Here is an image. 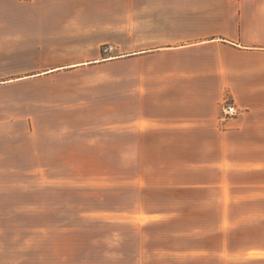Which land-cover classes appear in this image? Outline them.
Wrapping results in <instances>:
<instances>
[{"label":"crops","instance_id":"0c3cea01","mask_svg":"<svg viewBox=\"0 0 264 264\" xmlns=\"http://www.w3.org/2000/svg\"><path fill=\"white\" fill-rule=\"evenodd\" d=\"M22 1L0 0V90L85 67H110L102 81L111 85L78 103L31 107L29 121L0 106V212L23 178L48 188L78 179L81 189L124 191L126 200L94 209L111 227L112 260L264 264V0H128L125 52L33 60L42 69L30 74L13 69L8 46L41 40L49 51L54 37L7 27L8 3ZM225 100L238 110L226 119ZM3 243L0 234L8 264Z\"/></svg>","mask_w":264,"mask_h":264},{"label":"rangeland","instance_id":"374dc122","mask_svg":"<svg viewBox=\"0 0 264 264\" xmlns=\"http://www.w3.org/2000/svg\"><path fill=\"white\" fill-rule=\"evenodd\" d=\"M127 4L128 0H23L17 6L10 2L7 27H41L49 37L53 35L54 48L41 50L44 47L41 40L38 45L33 41L19 42L8 46V62H13L16 72L30 74L42 69L32 65L33 60L77 61L95 49L100 50L103 58L125 52ZM35 37L46 38V34ZM126 69L123 63L115 67V72L126 74ZM111 72L110 67L104 70L85 67L65 71L49 81L30 77L1 89L0 94L14 97L1 98L0 106L21 109L26 112L22 117L29 121L31 107L78 103L95 92L110 90V79L103 82L102 76ZM125 81L119 79L120 88ZM48 90L54 94L50 98ZM49 182H55L54 187L48 188L45 179L23 178L22 193L5 196L8 210L0 212L4 219L0 234L6 238L3 245L8 264L10 259L14 260V255L10 257L14 252L17 264L19 259L21 264H127L123 258L110 259L111 247L106 236L111 227L96 222L94 212L95 207H109L126 200L124 191L114 195L94 186L81 189L78 179Z\"/></svg>","mask_w":264,"mask_h":264},{"label":"built area","instance_id":"2783aa9c","mask_svg":"<svg viewBox=\"0 0 264 264\" xmlns=\"http://www.w3.org/2000/svg\"><path fill=\"white\" fill-rule=\"evenodd\" d=\"M107 51V48L105 49ZM238 113L237 108L230 100H225L221 106V114L224 119L236 115Z\"/></svg>","mask_w":264,"mask_h":264}]
</instances>
